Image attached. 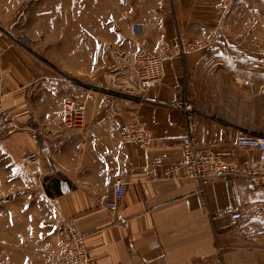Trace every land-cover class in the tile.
I'll return each mask as SVG.
<instances>
[{
    "label": "crops",
    "instance_id": "1",
    "mask_svg": "<svg viewBox=\"0 0 264 264\" xmlns=\"http://www.w3.org/2000/svg\"><path fill=\"white\" fill-rule=\"evenodd\" d=\"M220 3L124 0L120 29L110 35L113 49L134 57L162 43L175 44L179 34L213 39ZM90 40L101 48L100 38ZM227 50L214 40L210 50L168 64L164 82L138 97L132 67L125 72L127 66L122 69L119 62H108L111 74L88 84L49 72L40 82L36 66L25 69V63L15 62L14 75L7 77L15 90L7 105L21 127L14 145L27 146L19 153L39 154V172L59 223L72 224L85 236L96 264H264V187L245 177L251 168H264V157L235 145L240 129L264 134L263 111L251 102L262 96L254 88L259 75L254 65L246 66ZM18 82L34 83L19 90ZM119 83L127 94L106 92ZM182 96L196 109L199 146L236 167L237 176L203 187L180 168L184 119L171 105ZM68 99L88 102L87 118L75 128L63 121ZM131 123L152 132L151 147L121 139V126ZM115 179L126 184V191L121 208L111 212L108 185ZM227 207L238 210L241 219L224 215ZM54 239L56 244L46 240L30 253L0 245V264H57L60 234Z\"/></svg>",
    "mask_w": 264,
    "mask_h": 264
},
{
    "label": "rangeland",
    "instance_id": "2",
    "mask_svg": "<svg viewBox=\"0 0 264 264\" xmlns=\"http://www.w3.org/2000/svg\"><path fill=\"white\" fill-rule=\"evenodd\" d=\"M124 10V0H0L3 101L20 130L18 118L7 105V97L15 91L7 81L8 75H14L15 62L25 63V69L36 66L40 82L49 72L75 84H88L87 81L95 77L111 74L108 62H119L122 69L127 66L123 71L130 72L129 67L134 66V62L124 60V54H117L110 41V35L120 29ZM111 13L113 16L106 19ZM215 17V34L211 40L224 42L228 56L244 60L246 66L254 65L259 75L254 80V88L259 89L262 96L251 102L262 109L264 117V0H221ZM82 33L85 41L80 40ZM95 36L100 38L101 48L90 40ZM180 36L192 41L205 39L186 34H179L178 38ZM203 51L197 48L185 58ZM32 83L18 82L15 87L29 90ZM126 89V85L119 83L106 92L127 94L123 91ZM134 93L137 97L141 95ZM16 133L9 135L0 126V245H18L25 253H30L37 251L46 240L56 244L54 237L60 234L61 239L65 223H59V212L46 193L47 180L40 169L22 165L21 158L30 152L19 153L27 146L14 145ZM61 247L60 242L58 256Z\"/></svg>",
    "mask_w": 264,
    "mask_h": 264
},
{
    "label": "built area",
    "instance_id": "3",
    "mask_svg": "<svg viewBox=\"0 0 264 264\" xmlns=\"http://www.w3.org/2000/svg\"><path fill=\"white\" fill-rule=\"evenodd\" d=\"M212 44L211 39L192 41L180 36L175 44L162 43L150 51L137 53L135 57L124 56L126 61L134 62L132 66L136 82L134 92L144 95L158 87L165 80L167 64L185 58L197 48L207 51ZM3 99L0 69V126L6 133L12 135L20 128L14 123V115L4 107ZM171 109L183 115L185 133L181 138V146L185 160L180 168L186 171L188 177L199 181L205 187L215 180L237 176L236 167L224 161L213 150L199 146L197 112L193 103L186 96H182L171 105ZM87 113L88 102L86 100L68 99L63 103V117L67 128L78 127L85 121ZM33 133L36 138V132ZM120 136L127 144H136L146 148L151 147L155 141L152 132L137 123L123 124L120 128ZM235 145L242 150L259 151L264 157V134L240 129ZM21 163L24 167H40L41 159L37 153H28L21 158ZM245 177L249 183L264 187V168H251L247 170ZM108 186L112 192V198L106 203V207L111 212H117L125 197L126 184L120 179H115ZM223 214L233 221H239L242 216L233 207L225 208ZM61 243L62 249L57 264H96L88 251L85 236L74 225L69 223L62 225Z\"/></svg>",
    "mask_w": 264,
    "mask_h": 264
}]
</instances>
